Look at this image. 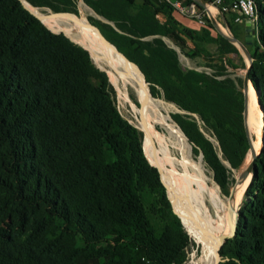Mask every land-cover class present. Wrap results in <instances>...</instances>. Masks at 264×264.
<instances>
[{
	"label": "trees",
	"instance_id": "trees-1",
	"mask_svg": "<svg viewBox=\"0 0 264 264\" xmlns=\"http://www.w3.org/2000/svg\"><path fill=\"white\" fill-rule=\"evenodd\" d=\"M26 1L77 12L75 0ZM83 1L112 22L91 21L127 58L109 46L146 92L151 95L145 81L154 94L160 90L186 111L173 115L175 127L188 138L190 151L192 143L202 153L215 185L228 195L231 169L240 167L250 148L241 79L226 75L223 66L217 74L183 70L163 37L183 51L188 38L195 49L199 42H213L244 67L236 46L206 15L198 29L183 26L164 0ZM181 1L202 8L197 0ZM253 1L257 22L246 45L249 79L264 109V0ZM159 12L167 15L164 21ZM223 15L234 37L244 34V23L234 22L232 11ZM162 175L144 153L142 131L120 114L107 73L87 49L50 30L20 0H0V264H185L193 241ZM250 180L218 264H264V141Z\"/></svg>",
	"mask_w": 264,
	"mask_h": 264
},
{
	"label": "bare ground",
	"instance_id": "bare-ground-1",
	"mask_svg": "<svg viewBox=\"0 0 264 264\" xmlns=\"http://www.w3.org/2000/svg\"><path fill=\"white\" fill-rule=\"evenodd\" d=\"M24 2L32 10L38 13H42V11L38 9V7L31 5L26 0H24ZM76 17H78L79 19V28H77V26H75L74 24L72 25L68 20L64 19L66 17L57 19L46 16L43 18L51 20V22H55L62 29H60L59 31H64L76 42L83 44L89 50L92 59L97 62L98 65L96 63L95 64L106 71L110 82L114 85V87L120 94L126 96L125 92L129 87H131L134 90V93H136L137 99L140 103L151 106V99L143 90L141 82L136 78L134 72L129 69L124 64L122 59L117 54H115L107 45L105 46L100 42L97 31L93 27L85 24L87 22V19L84 16L76 15ZM71 18H75V15H72ZM71 18L68 19L72 21ZM61 22H63L64 24ZM222 27H220L221 31L223 33H227V30L225 31V29ZM107 44L111 46L123 58L127 59L109 42H107ZM247 102L249 113L251 109L250 107H253L257 105V103H259L257 91L250 82L248 83ZM132 108L136 113L135 115H137L138 117V125L139 128L143 131V134H145L149 140H153L156 143L159 150L162 152L172 169H174L179 179L184 177L187 180L189 189L185 190V192L188 195L189 200H191V208L196 211L202 222V225L206 229L207 233L206 238H204V248L199 256L190 264H217L220 258L218 253L219 249H212V247L219 239H221L232 230L235 223V212L238 207V199L240 198L242 191L249 185L250 174L246 173L245 175L238 177V184L235 190L232 192L233 201H229L227 198L221 195L217 187L214 186L211 180L205 176V168L202 162L192 157L191 153L188 150L189 143H187L185 137L178 131L177 128L174 127L173 124H168L165 121V118L161 117V121L166 133L159 132V130H157L147 121L144 114L136 105H133ZM258 135L259 140L261 138L264 139V129H260ZM259 140L253 143V151L255 152H257V146L260 145ZM143 147L147 157L149 158L150 156L147 152L145 143ZM200 156L202 157L201 154ZM251 156L252 150H249L248 158H250ZM150 159L151 157L149 158V160ZM151 160L150 162L155 165L161 173L160 167L153 160ZM236 193L237 199L235 200ZM173 206L175 207L174 204ZM175 211L181 218V215L179 214L177 208H175ZM183 220L184 219H182V221ZM183 222H185V220Z\"/></svg>",
	"mask_w": 264,
	"mask_h": 264
},
{
	"label": "rangeland",
	"instance_id": "rangeland-1",
	"mask_svg": "<svg viewBox=\"0 0 264 264\" xmlns=\"http://www.w3.org/2000/svg\"><path fill=\"white\" fill-rule=\"evenodd\" d=\"M210 2L211 1L207 0L206 3H208V4H206V3H204V4L207 6L209 11H211L212 15L217 19V21L221 24L220 27L223 26L222 28H224L225 31L227 30V33H222L219 30H217L216 28H215V31H217L220 35H222L223 37H225L228 40L226 35L227 36H233V34H232L230 28L228 26L227 27L225 26L220 14L211 5ZM75 7L77 8V12L76 13L71 12V13L78 15V16H84L87 19V21L91 22V21H103L104 20L100 15L96 14L91 8H89L82 0H75ZM38 9L42 12H47V11L51 10L47 7H42V8H38ZM226 17H230L229 12L225 13V18ZM43 19H44L43 20L44 23L50 29H52L54 31H59L61 29L60 26L57 25L55 22H53V21L51 22V20H48L46 18H43ZM64 19L68 20L72 25L74 24L75 26H77V28H79L78 27L79 24L73 23L68 18H64ZM232 23L235 24L234 22H232ZM237 39L243 43L244 42V34H241L240 37ZM165 42L171 48H173L176 51L177 57H178V63L183 70L193 69V70H196L199 72H205L207 74H217V73L223 72L222 69H220V67L223 66L225 68L224 72L226 73V75H228L232 78H240L241 79V82L239 83L238 86H239V89L241 90L242 96H243V110H242L243 122L245 119L249 138H251V140L253 141L252 145L255 141H258L259 140L258 133H259L260 129H262V130L264 129V109L260 106L259 103H257V105L250 107L251 109H250V113H249L248 112V105H247V110L244 114L243 87H244V83H245V73L247 72V68L249 66V59L247 58V56L243 52L241 46L236 42H231L232 44H234L236 46L239 53L241 54L242 60L244 62V67H241V65H240L241 61L237 55H235L234 53L221 52L219 50V47L213 42H199L198 48L195 49L194 43L188 38L187 43H188L189 48L185 49V51L180 49L178 46L174 45L168 38L165 39ZM106 45L109 47V45L107 43H106ZM95 63L97 64V62H95ZM140 82H141V86H142L143 90L151 99V102H152L151 106L144 105V104L140 103L137 99L136 93H134V90L131 87H129L128 90L125 92L126 96H123L122 94H120L116 90L114 85L111 83V85L114 89V99H115V104H116L117 109L119 110L120 114L124 118H126L128 121H130L139 130H141L139 128V125H138V117H137V115H135L136 113L134 112V110L132 108L133 105H136L140 109V111L144 114L145 117H146L145 112L152 114L155 117L157 123L163 129V131H159V132L166 133L165 128L163 126V123L161 121V117H164L165 121L168 124L171 123L175 127V124L172 120V119H174L173 115L175 113H178V112L179 113H185L186 111L179 110V108L174 103L166 100L163 97L162 92L160 90H159L160 94L157 95V98L153 97L152 94H151L152 96L149 95L144 88L143 81L140 80ZM250 83H251V81H250ZM158 97H160V98H158ZM132 101H134V102H132ZM191 115L197 120V122L200 126V129L203 131L205 136H207L211 141L216 143L215 137L213 135H211L210 132L204 128V126L202 125V122L199 121L197 114H191ZM171 117H173V118H171ZM156 128L158 130L160 129L158 126H156ZM142 134H143V131H142ZM143 135H144L143 145L145 143L149 156L160 167L161 173L163 174L164 178L166 179V181L168 182V184L170 185V187L173 189L174 193L177 196L178 212L181 215V217L185 220V222L187 224L186 226L188 228V230H187L185 223H184L185 230L187 231L189 237L193 241V243H191L188 246V249H187L188 257H187V261L185 263V264H190L192 261H194V260H192L195 258L194 256L197 255L199 253V251L201 253L203 248H204V238H206V233H207L206 229L202 225V222H201L198 214L196 213V211L191 208V203H190L191 200H189L188 195L185 192V190L189 189V185L187 184V180L184 177L179 179V177L175 173L174 169H172V167L169 165V163L167 162V160L164 157V155L162 154V152L159 150L156 143L153 140H149L145 134H143ZM185 139H186V137H185ZM187 143H188V141H187ZM259 143H260V145L257 146V153L263 144L262 138L259 140ZM143 149H144V147H143ZM188 150H189V145H188ZM189 152L191 153V155L194 159L202 162V164L205 168V171H204L205 176L211 180V182L214 184V186H216L215 185L216 182L213 181L214 179H213V173H212L211 169L209 168L207 163L203 161L204 160V159H202L203 156L201 158V156H200L201 152L200 151H198V152L194 151V146L192 143H191V151L189 150ZM144 153L146 155L145 150H144ZM247 153H246L240 167L238 169H231L230 179L233 180V182L231 183V185L229 187V194L228 195L223 194L221 192V189L219 188V186L218 185H217L218 187L216 186L217 189L220 191L221 195L223 197L227 198L229 201H233L232 193H230V189H231L232 184L234 183L236 176L239 177V173L241 171H243L252 160V158H251L252 156L250 157L251 159L248 158ZM146 157H147V155H146ZM147 159L150 162L148 157H147ZM163 184L166 188V192H167V195L169 197L168 189H167L164 182H163ZM246 197H247L246 196V189H244L240 195V198L238 199L237 209L239 208L242 201ZM169 199H170V197H169ZM236 199H237V193L235 195V200ZM172 206H173V203H172ZM175 207H176V204H175ZM173 208H174V206H173ZM219 261H221V257L219 258ZM219 261H218V263H219Z\"/></svg>",
	"mask_w": 264,
	"mask_h": 264
},
{
	"label": "water",
	"instance_id": "water-1",
	"mask_svg": "<svg viewBox=\"0 0 264 264\" xmlns=\"http://www.w3.org/2000/svg\"><path fill=\"white\" fill-rule=\"evenodd\" d=\"M21 2H22V4H23V6L26 8V9H28L33 15H35L38 19H40L42 22H43V17H46V16H48V17H53V18H57V19H61V18H64V17H66V18H71V16L72 15H75V14H73V13H71V12H68V11H52V10H50V11H47V12H42V13H38V12H36V11H34V10H32L25 2H24V0H20ZM202 6H204L205 4L204 3H206L207 2V0H197ZM206 4H208V3H206ZM36 7V6H35ZM208 17H209V19H210V21H211V23L213 24V26L217 29V30H219L220 32H222L221 31V29H220V26L218 25V23H217V21H216V19H215V17L211 14V12H209L208 11ZM71 20H72V22L73 23H75V24H78L79 23V19H78V17H76V15H75V18H71ZM44 23V22H43ZM61 23H63V22H61ZM223 23L225 24V26L227 27V24H226V20H225V18L223 17ZM45 24V23H44ZM64 24V23H63ZM85 24H87L88 26H90V27H93L96 31H97V33H98V35H99V40H100V42L103 44V45H105L106 46V43L108 42V40L104 37V35L102 34V32H101V30L99 29V27L98 26H96L95 24H93L92 22H90V21H87ZM46 25V24H45ZM47 26V25H46ZM48 27V26H47ZM49 28V27H48ZM254 28H255V22H251L250 20H248V19H246L245 21H244V42L242 43L241 41H239L236 37H234V36H227L226 35V37L228 38V40L230 41V42H236V43H238L240 46H241V48H242V50H243V52L245 53V55L247 56V58L249 59V66H248V68H247V72L245 73V83H244V87H243V92H244V114H245V112H246V110H247V105H248V102H247V91H248V83L250 82V79H249V68H250V65H251V61H252V58L250 57V54H249V52H248V50H247V47H246V45H248V44H250L251 42H252V39H253V37H254V32H255V30H254ZM50 29V28H49ZM50 30H52V29H50ZM52 31H54V30H52ZM54 32H62V33H64L70 40H72L73 42H75V43H77V44H79V45H81L82 47H84L85 49H87L83 44H81V43H79V42H76L74 39H72L69 35H67L64 31H54ZM223 33V32H222ZM87 51L89 52V50L87 49ZM120 52V51H119ZM121 53V52H120ZM89 54H90V52H89ZM91 56V55H90ZM92 58V57H91ZM93 60V59H92ZM129 60V59H128ZM130 61V60H129ZM94 62V61H93ZM95 63V62H94ZM133 63V62H132ZM97 66V65H96ZM97 67H99V66H97ZM100 68V67H99ZM101 70H104V69H102V68H100ZM105 71V70H104ZM106 72V71H105ZM142 73V72H141ZM144 77V76H143ZM145 80V79H144ZM145 83H146V89L155 97V98H157V95L156 94H154L153 92H152V90L150 89V87L148 86V83L145 81ZM257 91V95H258V90H256ZM180 110V109H179ZM244 125H245V129H246V132H247V134H248V131H247V125H246V122H245V119H244ZM186 136V135H185ZM248 137H249V135H248ZM263 141H264V139H263ZM249 142H250V148H249V150H252V160H251V162L248 164V166L243 170V171H241L240 173H239V176H243V175H245L246 173H249L250 175H251V178H252V176H253V173H254V158L257 156V152H255V151H253V145H252V140H251V138H249ZM201 155H202V153H201ZM220 156H221V153L219 154ZM222 158V157H221ZM222 160H223V162L224 163H226V164H228L227 163V161L226 160H224L223 158H222ZM155 166V165H154ZM156 167V166H155ZM158 169V168H157ZM158 171H159V169H158ZM251 181V180H250ZM237 183H238V176H236V178H235V180H234V183L232 184V186H231V189H230V193H232L234 190H235V188H236V186H237ZM250 183V182H249ZM172 204V203H171ZM173 207V206H172ZM173 210H174V208H173ZM175 211V210H174ZM175 213H176V211H175ZM177 214V213H176ZM178 215V214H177ZM179 216V215H178ZM180 220H181V218H180ZM237 221H238V209H236V212H235V223H234V226H233V228H232V230L228 233V234H226L225 236H223L221 239H219L214 245H213V247H212V249H215V248H218V249H220V247H221V245L223 244V242L226 240V238H228V237H231L233 234H234V232H235V229H236V226H237ZM181 222H182V220H181ZM182 224H183V222H182ZM184 226V225H183ZM218 253H219V250H218ZM220 256V255H219ZM218 264V263H217Z\"/></svg>",
	"mask_w": 264,
	"mask_h": 264
},
{
	"label": "built area",
	"instance_id": "built-area-1",
	"mask_svg": "<svg viewBox=\"0 0 264 264\" xmlns=\"http://www.w3.org/2000/svg\"><path fill=\"white\" fill-rule=\"evenodd\" d=\"M164 1L170 4L172 8L181 15L194 19L200 25L205 24V15L208 16L209 11L206 5L199 8L194 3L186 4L181 0ZM223 1L224 0H213L210 3L220 14H223L224 11H232L234 13L233 21L236 23H243L246 19L255 22L254 30H256L257 13L253 0H229L227 4H224ZM219 5L221 7H219ZM217 23L221 26L218 21Z\"/></svg>",
	"mask_w": 264,
	"mask_h": 264
},
{
	"label": "crops",
	"instance_id": "crops-1",
	"mask_svg": "<svg viewBox=\"0 0 264 264\" xmlns=\"http://www.w3.org/2000/svg\"><path fill=\"white\" fill-rule=\"evenodd\" d=\"M83 1V0H82ZM143 0H134L135 3L140 4L142 3ZM154 3H156L158 0H152ZM84 2V1H83ZM89 7V6H88ZM38 8H42V7H38ZM90 8V7H89ZM216 9V8H215ZM218 11V10H217ZM219 13V12H218ZM174 18L179 21L183 26L187 27V28H192V29H198L200 27V25L192 18H189L187 16H183L180 13H178L177 11L173 10L171 13ZM212 14V13H211ZM220 14V13H219ZM157 18L161 21H164L167 18V15L163 12H159L157 13ZM222 20L224 15L220 14ZM103 18V17H102ZM104 19V18H103ZM217 20V19H216ZM103 21L105 22H109L106 19H104ZM110 24H112V22H109ZM244 23V22H243ZM163 39H167L166 37H163Z\"/></svg>",
	"mask_w": 264,
	"mask_h": 264
}]
</instances>
